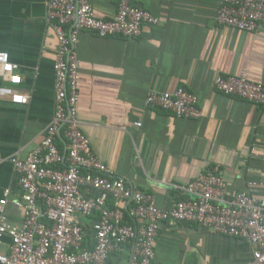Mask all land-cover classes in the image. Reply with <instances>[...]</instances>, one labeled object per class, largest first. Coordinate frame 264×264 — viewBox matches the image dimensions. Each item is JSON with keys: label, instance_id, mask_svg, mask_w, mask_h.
Listing matches in <instances>:
<instances>
[{"label": "crops", "instance_id": "crops-1", "mask_svg": "<svg viewBox=\"0 0 264 264\" xmlns=\"http://www.w3.org/2000/svg\"><path fill=\"white\" fill-rule=\"evenodd\" d=\"M220 1L141 0L158 23L144 25L139 37H99L86 30L77 37L81 130L114 176L153 194L163 209L185 199L181 187L212 168L229 193L264 198V105L213 86L218 75L242 72L264 85V29L252 34L219 25ZM90 2L103 19L117 9L114 0ZM56 48L45 0H0V51L18 64L20 77L11 83L0 76V198L6 188L10 198L19 194L11 158L33 149L53 118ZM178 87L196 94L200 118L145 107L149 90ZM11 92L27 94L28 102H12ZM59 143L64 146L62 139ZM6 215L13 223L22 220L21 209L12 204ZM252 249L241 238L173 221L160 225L154 245L156 264H246Z\"/></svg>", "mask_w": 264, "mask_h": 264}, {"label": "built area", "instance_id": "built-area-1", "mask_svg": "<svg viewBox=\"0 0 264 264\" xmlns=\"http://www.w3.org/2000/svg\"><path fill=\"white\" fill-rule=\"evenodd\" d=\"M114 1L115 13L103 19L90 0H45L46 18L57 39L55 109L39 143L25 156L17 153L11 158L19 194L10 198L11 190L6 188L0 198V264H108L125 249L126 264H156L154 245L160 225L167 221L196 223L213 233L246 240L253 246L246 264H264V198L247 191L229 193L219 170L212 168L181 187L185 199L163 209L153 194L114 176L93 152L77 115L80 73L75 45L79 32L136 38L144 25L158 23L140 5L141 0ZM215 21L258 34L264 29V0H221ZM17 69L9 54L0 51V76L19 83ZM213 86L264 105V85L249 80L244 72L218 75ZM10 100L26 104L28 95L11 92ZM144 105L182 118L202 116L196 94L184 87L172 92L151 89ZM8 204L21 209L19 223L8 220Z\"/></svg>", "mask_w": 264, "mask_h": 264}, {"label": "trees", "instance_id": "trees-1", "mask_svg": "<svg viewBox=\"0 0 264 264\" xmlns=\"http://www.w3.org/2000/svg\"><path fill=\"white\" fill-rule=\"evenodd\" d=\"M60 140V138H59ZM127 222H132V219H130L128 216L126 217ZM124 252V253H123ZM122 253H117L114 254L112 258H117L116 262H118L117 264H121V260L126 259L127 258V250L125 249ZM121 255V256H120ZM112 258H110V260L108 261V264H114V261L112 260ZM118 260V261H117ZM116 264V263H115Z\"/></svg>", "mask_w": 264, "mask_h": 264}]
</instances>
